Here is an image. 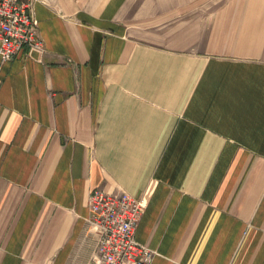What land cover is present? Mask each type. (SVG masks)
<instances>
[{
    "label": "crops",
    "instance_id": "0c3cea01",
    "mask_svg": "<svg viewBox=\"0 0 264 264\" xmlns=\"http://www.w3.org/2000/svg\"><path fill=\"white\" fill-rule=\"evenodd\" d=\"M0 61V264H94L87 199L145 204L150 264H264V0H32Z\"/></svg>",
    "mask_w": 264,
    "mask_h": 264
},
{
    "label": "built area",
    "instance_id": "2783aa9c",
    "mask_svg": "<svg viewBox=\"0 0 264 264\" xmlns=\"http://www.w3.org/2000/svg\"><path fill=\"white\" fill-rule=\"evenodd\" d=\"M23 48L42 49L32 0H0V61ZM90 232L95 238L94 264H150L154 257L135 240L145 204L126 192L93 190L87 199Z\"/></svg>",
    "mask_w": 264,
    "mask_h": 264
}]
</instances>
